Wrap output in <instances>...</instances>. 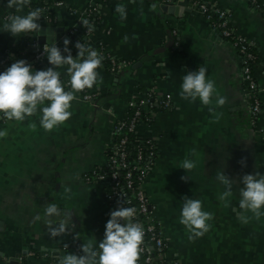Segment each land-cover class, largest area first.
Returning <instances> with one entry per match:
<instances>
[{
	"label": "crops",
	"instance_id": "crops-1",
	"mask_svg": "<svg viewBox=\"0 0 264 264\" xmlns=\"http://www.w3.org/2000/svg\"><path fill=\"white\" fill-rule=\"evenodd\" d=\"M160 1L164 0H67L54 7V20L38 21L69 30L94 4L98 21L85 44L100 42L108 55L126 60L129 66L114 75L103 62L97 69L102 82L94 85L93 104L74 100L71 118L51 132L41 127L39 113L24 121L0 120V131L6 132L0 137V261L17 255L21 264H59L69 252L82 254L83 243L103 239L110 212L117 208L106 200L103 181L87 183L83 175L104 166L115 120L129 98L151 87L155 95L170 99L168 109H154L150 124L137 128L156 149L143 188L165 244L160 264H264V216L247 224L239 219L240 178L264 173V145L258 129L264 127V15L248 0H200L226 10L230 29L249 41L256 55L251 73L261 113L252 127L234 47L190 0L180 15L161 10ZM118 4L126 6V20L116 13ZM28 11L26 7L22 14ZM10 14H15L14 9L7 7V0H0V61L11 59L18 42L19 36L3 29ZM72 49L75 57L77 49ZM20 53H29L24 59L40 70L30 45ZM199 67L206 68V78L215 83L209 106L179 95L187 71ZM59 69L66 73V67ZM217 95L227 98L223 107L216 105ZM209 107L215 111L209 112ZM185 158L196 167L188 172L190 179L182 180L187 175L180 168ZM220 169L234 181L228 206L218 199L224 191L216 179ZM184 197L201 200L202 210L213 216L208 221L210 230L194 241L179 222ZM50 203L64 214L52 217V226L64 216L70 218L67 234L50 235L45 216ZM245 215L252 217V213Z\"/></svg>",
	"mask_w": 264,
	"mask_h": 264
},
{
	"label": "clouds",
	"instance_id": "clouds-1",
	"mask_svg": "<svg viewBox=\"0 0 264 264\" xmlns=\"http://www.w3.org/2000/svg\"><path fill=\"white\" fill-rule=\"evenodd\" d=\"M31 0H7V7L14 9L15 14L7 17L3 29L13 37L26 34L39 33L43 9L36 8L27 14H22L29 7ZM121 20L127 19V9L123 4L115 8ZM87 32L94 31V26L87 20L82 21ZM127 43L129 37L123 38ZM63 53L56 43L45 44L42 55L46 56L50 65L46 70H35L25 59H18L5 71L0 72V114L8 121H24L26 117L40 114V125L51 132L71 118L72 102L77 99L75 93L92 89L94 85L102 82L97 69L102 67L104 57L84 42H76L77 55L73 57L68 39L64 40ZM70 77L68 83L70 91L65 90L61 80V73L57 70L65 68ZM207 69L199 67L196 71H187L181 84L180 97L194 103L197 100L209 106L216 92L215 83L206 78ZM226 97L216 96L215 103L223 107ZM47 102V104H46ZM46 105V106H45ZM215 110L209 107V112ZM219 119V116H217ZM6 132L0 131V137ZM195 150H193V155ZM243 163V161H241ZM196 164L193 160L185 158L180 168L187 173L182 180L190 179L188 172ZM217 181L223 185L224 191L218 199L228 206L229 198L233 195L234 181L221 169L216 174ZM243 187L239 189V219L247 224L251 218L259 220L264 216V173L244 174L240 178ZM66 192L70 189L66 188ZM126 201L118 200V208L110 212L106 222L103 239L97 243L89 240L80 246L82 254L68 253L64 255L59 264H137L142 251L145 233L142 225L135 221L136 209L125 207ZM252 213V217L245 215ZM62 212L56 204L50 203L45 208L48 219L50 235L55 238L68 233L69 217L64 216L56 226H52V217H61ZM211 213L202 210L199 199L184 197L180 215V223L189 233V240L194 241L203 237L211 228L208 221L212 220Z\"/></svg>",
	"mask_w": 264,
	"mask_h": 264
},
{
	"label": "built area",
	"instance_id": "built-area-1",
	"mask_svg": "<svg viewBox=\"0 0 264 264\" xmlns=\"http://www.w3.org/2000/svg\"><path fill=\"white\" fill-rule=\"evenodd\" d=\"M249 3L264 15V0H248ZM61 3L53 0L50 7H57ZM190 5L198 12L202 13L205 18L211 23V26L216 28L219 35L229 41L234 47L238 55L241 76L244 82L246 109L251 126L258 124L260 120V101L255 94V83L251 73L252 63L256 60V55L251 49V43L244 38L236 36L230 29L227 21V11L216 7L209 6L200 0H190ZM43 13L45 8L42 6ZM94 12L97 14V8L94 4H89L83 14ZM42 13L41 21L47 22L50 20L48 15ZM51 19H55L54 17ZM52 21V20H51ZM92 32L84 30L83 35L88 37ZM76 35L78 38L77 27H71L66 32V36ZM75 38V39H77ZM56 43L63 53V43ZM45 44H38L34 39L30 44L32 58L42 65L49 64L46 56L42 55ZM91 48L102 54L104 60L107 61L108 70L114 75H119L124 72L129 63L123 59H116L104 51L103 44L98 42L91 45ZM73 54V49L70 47ZM103 60V61H104ZM10 59L7 57L0 61L2 69L8 68ZM264 69V58L262 61ZM70 77L62 81L66 91L71 90L68 83ZM77 99L93 104L97 93L88 92L75 93ZM170 107V99L168 95H155L151 87L145 89L142 93H138L132 98H129L126 103V109L119 116L112 127L111 144L105 151V164L102 168L93 169L89 173L83 175L84 181L87 183L92 181H103L106 187L105 198L113 206L118 208V200L126 201L125 207H133L136 209L135 221L142 225L145 233L142 251L137 264H160L163 262L165 244L161 237V227L154 221L152 217V205L150 204L147 195L144 192L143 183L148 175L155 158L156 149L153 141L150 138L142 137L137 133L138 127L147 126L152 120L154 109H168ZM132 110L128 115L126 110ZM3 119V114H0V120ZM259 133L262 136L264 145V127H259ZM132 135L136 141L133 154L128 157L126 147L128 136ZM7 260L8 258H4ZM159 262V263H158ZM56 264V263H53ZM167 264H177L174 261Z\"/></svg>",
	"mask_w": 264,
	"mask_h": 264
},
{
	"label": "trees",
	"instance_id": "trees-1",
	"mask_svg": "<svg viewBox=\"0 0 264 264\" xmlns=\"http://www.w3.org/2000/svg\"><path fill=\"white\" fill-rule=\"evenodd\" d=\"M52 1L53 0H31V3H30V6L28 7V10L29 11L30 10H34L36 8H41L43 6L45 8V12L43 14L48 15L47 17H49L51 19V18L55 17L56 14H57L56 8L50 7ZM57 1H59L61 3L60 6H58V8H60L61 6H63L66 3L67 0H57ZM85 20L89 21L94 26V28H95V26L97 24V21H98L97 20V15L94 12H91V13H89L87 15L84 14L82 19L80 20L79 24L77 25L78 38L76 37L77 39H74L72 41L69 40L71 42L69 44V48L70 47H74V49H76L74 45L78 41L85 43L86 37L83 35V32H84L85 29L82 26V21H85ZM31 42H32V38L29 37L28 35L19 36L18 37V42L16 44V51L12 54L10 61L11 62H13V61L16 62V60H18V59H24V57H27L29 55V53H25V55L22 56L20 51L24 47L30 45ZM22 43H23V46L20 47V44H22ZM63 45H64V43H63ZM103 62H104L105 66L108 69L107 61L104 60ZM38 65H39V69L40 70H46L48 67H50L49 64L42 65L41 63H38ZM57 70L61 73V80L62 81L65 80L66 77H67V73L62 72L60 69H57ZM65 90H68V89L65 88ZM83 92H88V93L93 94L95 92V88L93 86L92 89H85ZM131 112H132V110H130V109L126 110V113L128 115H130ZM135 144H136V141H134L133 136L132 135L128 136V141H127V144H126L127 150L129 152L128 153V157H130L133 154V151L135 149Z\"/></svg>",
	"mask_w": 264,
	"mask_h": 264
},
{
	"label": "water",
	"instance_id": "water-1",
	"mask_svg": "<svg viewBox=\"0 0 264 264\" xmlns=\"http://www.w3.org/2000/svg\"><path fill=\"white\" fill-rule=\"evenodd\" d=\"M187 0H164L158 3V7L167 12H172L174 14H182L183 7H186ZM67 29L63 26H44L41 25V31L39 33L30 34L38 44H52L53 42L63 43L65 39L72 40L75 39L76 35L66 36ZM14 63V62H12ZM11 63V64H12ZM7 69V68H6ZM0 67V72L5 71ZM0 264H21L20 259L17 255L9 257L7 260L3 259Z\"/></svg>",
	"mask_w": 264,
	"mask_h": 264
}]
</instances>
